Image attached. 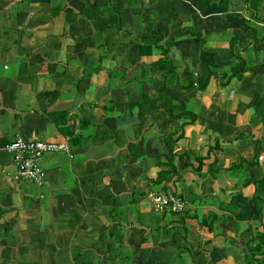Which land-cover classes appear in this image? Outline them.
Returning <instances> with one entry per match:
<instances>
[{"label":"crops","instance_id":"1","mask_svg":"<svg viewBox=\"0 0 264 264\" xmlns=\"http://www.w3.org/2000/svg\"><path fill=\"white\" fill-rule=\"evenodd\" d=\"M233 2L0 0V264H99L101 256L100 264H240L235 243L196 221L233 214L231 204L246 216L218 222L221 233L240 231L244 241L263 225L250 198L264 195L252 183L264 164L246 160L253 139L264 149V0L259 21ZM156 42L168 50L165 69ZM144 44L151 50L142 55ZM212 69L208 93L182 88ZM158 88L162 97L141 113L128 108ZM171 96L196 113L193 124L168 117ZM17 136L67 145L39 159L42 184L14 178L6 145ZM214 146L200 174L182 168L183 150L205 155ZM158 154L174 155L180 175L169 190L196 215L184 222L187 244L169 240L183 233L178 217L147 199ZM232 219L247 227L232 231Z\"/></svg>","mask_w":264,"mask_h":264},{"label":"trees","instance_id":"2","mask_svg":"<svg viewBox=\"0 0 264 264\" xmlns=\"http://www.w3.org/2000/svg\"><path fill=\"white\" fill-rule=\"evenodd\" d=\"M261 0H253L251 1L250 5H249V10L252 11V15H253V19L255 21H259V19L256 17L255 13L257 12V7L260 4ZM244 30L250 28L247 25L243 26ZM252 33H253V38L255 39V41L257 40V38L255 37V30L252 29ZM236 39H234L235 41ZM234 41L231 42V45L234 43ZM158 42V40H157ZM156 42V46L158 45L159 48L161 49V52L163 54V58L162 59H158L157 60V65H160L162 67V69H165V65L164 62L166 60V55H168V50L166 48H164L162 45H160L159 43ZM142 50H147L150 51L151 50V45H140L139 48V52L140 54L144 55L145 53H141ZM236 60L239 63V70L241 72H243L245 70V65L243 63V58L240 55H235ZM173 70L170 69L169 72H172ZM216 73L217 70L216 69H212V71L209 73V75L207 76L206 79H203L201 77H196L194 80H192L188 85L183 86L182 88L186 91H193V90H202L208 93V87L212 81L213 78H216ZM236 75L235 72L233 73H223L222 78L220 80L219 85L221 86H225L227 83H229V81L231 80V78H233ZM158 95L154 98H149L148 96H146V94L142 95V99L139 102H134L131 105H129L128 108H135L137 109L138 113H141V109L147 104V103H152L157 101L159 98L162 97L163 95V88H158L156 89ZM155 90V93H156ZM169 99L171 100V104L166 108L168 117L174 122L177 123L179 125H181L183 127V125L190 123L193 124L196 121V113L190 109H187L186 103L175 96H171L169 97ZM180 119H185V121L179 122ZM188 119V120H187ZM179 122V123H178ZM181 135H179L180 137ZM215 134H212L211 137H209V140L211 138H214ZM254 142V154L251 157V159L246 160V163L248 165H258L260 163V159H261V165L264 164V149L262 148L261 144H260V139L255 138L253 139ZM215 146L212 147L211 149L208 148V151L205 155H194L189 149H185L183 150L180 154H178V159L185 158L184 160V165L182 168L187 169L189 167L192 168L193 171H195L197 174H200L202 171V166H203V160L209 156V152L211 150H214ZM175 157L174 155L168 157L166 154H158L156 155V162H157V166L159 167L157 173H156V177L153 178L152 182L153 185H151V188H157V190L159 191H170L169 190V182L172 181V178L175 176V180H178L179 175H180V171L177 168L176 164H175ZM191 163H195V165H191ZM240 163H235V164H231L229 166V168L235 169L237 167H239ZM260 166V165H259ZM212 165L209 164L208 165V172L211 170ZM174 180V181H175ZM173 181V182H174ZM253 185L255 186V189L259 188L261 190L264 191V168L261 171V176L259 179L255 180L252 182ZM156 190V189H155ZM173 192L180 194L181 197L182 194L175 190H173ZM251 199V203L252 208L260 215L261 218V223L263 222L262 227L260 228L259 225H256L255 228V234L248 236V238L245 241H234L231 240V243H235L238 247V249L242 252L243 255V260L244 263L243 264H264V195H260L256 192L253 193ZM188 205V203H187ZM231 210L234 212V214H236L237 217L240 216H246L245 213H241L239 212L237 209H235L234 206H231ZM237 210V211H236ZM191 209L189 206H186V208L182 211L179 212H175L172 210H165L163 213L161 214H166L168 213V215L173 216V217H178V220L175 221L173 224H179L182 225L183 227V233H171L169 240H171L172 242H176L179 239H182L186 244H187V228L184 226V222L186 218H196L195 214H191ZM217 213L214 212H208L206 213L204 216L201 217V219L196 218V221L199 225L201 226H205L207 228L208 231L213 232L216 225H215V221L216 219H218L217 217ZM226 219V218H223ZM164 228V227H163ZM167 230V229H165ZM168 230H170V227H168ZM246 232L249 231V229L245 230ZM221 233V232H220ZM222 234V233H221ZM225 238V240L227 241L228 235H226L225 233L222 234ZM237 242V243H236ZM185 244V245H186ZM184 245L185 249L187 248ZM106 257H99V264H100V260L105 259ZM239 264V263H236Z\"/></svg>","mask_w":264,"mask_h":264},{"label":"built area","instance_id":"3","mask_svg":"<svg viewBox=\"0 0 264 264\" xmlns=\"http://www.w3.org/2000/svg\"><path fill=\"white\" fill-rule=\"evenodd\" d=\"M6 149L12 157L16 180L28 179L42 184L46 178V171L39 163V159L46 153L67 150V145L17 136L6 145ZM147 199L153 210L159 214L165 210L179 212L187 206V201L173 191L151 190L147 194Z\"/></svg>","mask_w":264,"mask_h":264},{"label":"rangeland","instance_id":"4","mask_svg":"<svg viewBox=\"0 0 264 264\" xmlns=\"http://www.w3.org/2000/svg\"><path fill=\"white\" fill-rule=\"evenodd\" d=\"M229 1H231L232 2V0H228V2ZM234 2V4L236 5V6H238V7H240V6H247V4L248 5H250V3H251V1H253V0H233ZM244 4H246V5H244ZM181 60V59H180ZM2 68V65H0V69ZM138 86L139 87H141V82L138 84ZM143 135V134H142ZM138 139H135V142L137 141ZM131 146H134V144L132 143L131 144ZM190 150V149H189ZM191 151V150H190ZM192 152V151H191ZM150 205V204H149ZM189 205V204H188ZM151 206V205H150ZM231 206H233V205H231V204H229V207H231ZM236 209V208H235ZM237 211V210H236ZM234 214V213H233ZM233 214H230V213H225L224 214V216H221V215H217V217H218V219H216V221H215V225H216V228L214 229V231H213V233H215V234H221L220 232H222V230H221V227H219V225H217V223L219 222L220 224H221V226H222V224L224 225V223H225V221H227L228 219H230L232 216H233ZM223 218H226V219H223ZM254 222V221H253ZM230 229H232V231H238V230H240L239 228H246L247 226H246V224H245V222H244V220H234L233 221V219L232 220H230ZM252 224V222L249 224V225H251ZM223 229H224V231L225 232H223L222 234H226L227 233V230H225V228L223 227ZM228 234V233H227ZM240 234V231L236 234V232H233L232 233V235L231 236H229L228 235V237H230V238H227V242L228 243H230V241L231 240H234V241H236L237 240V238H236V236L235 235H239ZM240 238V237H239ZM245 241V240H244ZM239 254H240V264H243L244 263V260H243V255H242V252L239 250ZM200 264H204V263H200Z\"/></svg>","mask_w":264,"mask_h":264}]
</instances>
